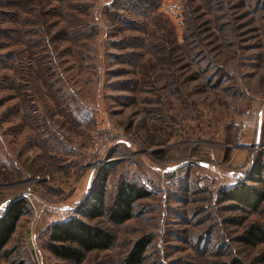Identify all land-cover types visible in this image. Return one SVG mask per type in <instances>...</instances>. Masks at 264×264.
Instances as JSON below:
<instances>
[{
    "label": "rangeland",
    "instance_id": "374dc122",
    "mask_svg": "<svg viewBox=\"0 0 264 264\" xmlns=\"http://www.w3.org/2000/svg\"><path fill=\"white\" fill-rule=\"evenodd\" d=\"M245 119L250 127L240 132ZM261 123L260 135L258 126ZM264 172V0H0V215L24 198L0 264H71L45 248L106 175L144 188L111 249L81 264H264V226L221 193ZM251 179V180H250Z\"/></svg>",
    "mask_w": 264,
    "mask_h": 264
},
{
    "label": "trees",
    "instance_id": "16d2710c",
    "mask_svg": "<svg viewBox=\"0 0 264 264\" xmlns=\"http://www.w3.org/2000/svg\"><path fill=\"white\" fill-rule=\"evenodd\" d=\"M100 173L96 184L79 202L74 215L55 221L48 227L45 248L55 258L71 264H81L89 253L111 249L115 242L113 233L89 222L104 218L111 226L118 227L134 217L135 203L149 195L141 186L122 181L108 202L106 175L104 172ZM256 173L258 178L255 181L259 188L245 181L239 182L224 190L221 193L222 199L233 202L237 207L258 211L264 202V172L261 168ZM29 213L31 207L26 199L15 198L9 202L0 215V253L9 243L19 219ZM240 242L251 247L264 243V226H252L240 238ZM147 245L146 239L138 240L121 260V264H143ZM261 257L264 262V253ZM221 264L246 263L233 258Z\"/></svg>",
    "mask_w": 264,
    "mask_h": 264
},
{
    "label": "built area",
    "instance_id": "2783aa9c",
    "mask_svg": "<svg viewBox=\"0 0 264 264\" xmlns=\"http://www.w3.org/2000/svg\"><path fill=\"white\" fill-rule=\"evenodd\" d=\"M251 119H245L240 125V132L244 133L250 127Z\"/></svg>",
    "mask_w": 264,
    "mask_h": 264
},
{
    "label": "water",
    "instance_id": "95a60500",
    "mask_svg": "<svg viewBox=\"0 0 264 264\" xmlns=\"http://www.w3.org/2000/svg\"><path fill=\"white\" fill-rule=\"evenodd\" d=\"M260 129H261V123L259 122V126H258V136L260 135Z\"/></svg>",
    "mask_w": 264,
    "mask_h": 264
}]
</instances>
